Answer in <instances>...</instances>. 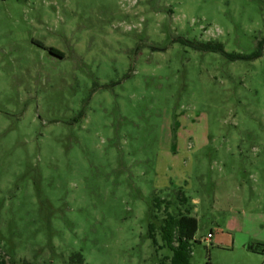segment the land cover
<instances>
[{"label":"rangeland","instance_id":"obj_1","mask_svg":"<svg viewBox=\"0 0 264 264\" xmlns=\"http://www.w3.org/2000/svg\"><path fill=\"white\" fill-rule=\"evenodd\" d=\"M260 42L264 0H0V264H168L166 210L264 264V43L194 48Z\"/></svg>","mask_w":264,"mask_h":264},{"label":"trees","instance_id":"obj_2","mask_svg":"<svg viewBox=\"0 0 264 264\" xmlns=\"http://www.w3.org/2000/svg\"><path fill=\"white\" fill-rule=\"evenodd\" d=\"M264 42H260L259 49L250 56H242L239 54H228L224 51L221 44H198L194 45V48L202 51L219 52L230 60L238 59H256L261 55V46ZM49 53L61 57L60 53L53 49H48ZM165 201H157L155 207L158 208L160 204ZM169 204V202H166ZM187 199L184 196L180 197V205H186ZM167 209V207H165ZM149 237L155 243L154 230L155 226L149 222ZM197 230V220L190 215L188 210L184 213L179 212L178 215H173L165 212V216L159 224V236L163 242V245L170 249L172 255L168 264H189L190 256V241L193 239Z\"/></svg>","mask_w":264,"mask_h":264}]
</instances>
